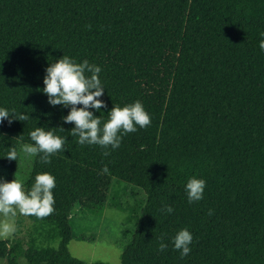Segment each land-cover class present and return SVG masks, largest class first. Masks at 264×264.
<instances>
[{"label":"trees","instance_id":"16d2710c","mask_svg":"<svg viewBox=\"0 0 264 264\" xmlns=\"http://www.w3.org/2000/svg\"><path fill=\"white\" fill-rule=\"evenodd\" d=\"M261 33L264 0H0V108L30 116L0 121V180L15 178L20 144L33 143L35 127L66 137L51 163L33 157L24 182L27 192L37 174L55 177L54 212L25 216L58 245L37 248L12 235L0 239V260L109 264L79 259L68 244L85 240L73 231V210L101 215L116 179L144 193L130 210L135 227L119 264H264ZM63 55L101 68L106 107L89 108L94 116L106 121L113 105L139 100L151 124L136 126L109 156L77 143L75 125L62 119L70 106L50 105L43 92L45 69ZM11 147L16 161L5 158ZM190 177L206 182L191 204ZM109 205L122 208L116 197ZM182 228L193 236L184 258L171 239Z\"/></svg>","mask_w":264,"mask_h":264},{"label":"clouds","instance_id":"9594fccd","mask_svg":"<svg viewBox=\"0 0 264 264\" xmlns=\"http://www.w3.org/2000/svg\"><path fill=\"white\" fill-rule=\"evenodd\" d=\"M260 35L262 39L259 41V48L264 51V33ZM45 71L43 92L48 97V103L52 106H70L67 116L62 119L65 123L75 125L70 134L78 137L77 143L80 145H98L106 149L103 155L109 156L111 153L107 149L109 147L112 150L118 149L122 137L136 132V126L143 129L151 124V117L139 100L123 107L113 105L107 113L106 121H102L100 116H94L93 112L88 110L91 108L99 111L106 107L99 99L104 94V87L99 78L101 68L96 64L89 63L88 60L77 63L69 56L63 55L62 58L49 63ZM77 105L82 107L78 108ZM12 119L27 121L30 116L17 114L15 109L10 115L9 110L0 108V121L8 120L11 123ZM60 131L64 129L60 128ZM29 136L33 143L22 144L21 151L27 157H35L42 153L40 160L44 164L51 163V156L64 150L66 137L55 135L51 130L45 131L42 127H35ZM17 155L15 147H11L5 158L16 161ZM102 172L105 174L109 172L106 165L102 168ZM205 184V180L195 177L187 180L185 191L190 204L203 198ZM54 188L55 177L49 173L37 174L27 192L19 179L14 178L11 182L0 180V214L5 217V222L0 225V236L7 237L14 233V223H8L7 219L14 218L17 210L20 214L33 215L39 219L51 215L55 210L52 193ZM163 210L169 214L173 211L172 207L167 205ZM212 214L209 210L208 215ZM171 239L174 249L180 251L181 258L191 252L189 245L192 243L193 236L187 228L178 230ZM166 248L167 245L161 242L159 250L164 251Z\"/></svg>","mask_w":264,"mask_h":264},{"label":"rangeland","instance_id":"374dc122","mask_svg":"<svg viewBox=\"0 0 264 264\" xmlns=\"http://www.w3.org/2000/svg\"><path fill=\"white\" fill-rule=\"evenodd\" d=\"M21 145L19 147L20 164L15 179H19L24 185L31 169L33 157H27L21 151ZM111 197L118 198L122 206L121 209L109 205ZM143 198L144 193L139 188L113 179L108 205L101 215L83 212L78 208L73 210L71 215L73 231L85 240H71L68 244L70 253L87 262L103 260L109 264H119L122 248L131 239L135 227L134 221L130 219V210ZM17 218L22 220L19 226L16 224ZM4 222L5 217L0 214V225ZM7 222L14 223L15 231L7 237L0 236V239L16 235L24 243L33 242L37 248L58 245V239L49 240L47 238L46 225L30 220L20 214L18 210L17 215L14 218L9 217ZM0 264H6V261L0 260ZM20 264H27L23 257L20 258Z\"/></svg>","mask_w":264,"mask_h":264}]
</instances>
